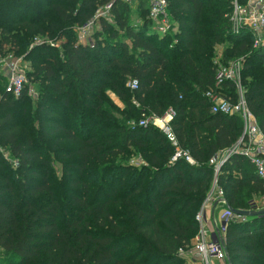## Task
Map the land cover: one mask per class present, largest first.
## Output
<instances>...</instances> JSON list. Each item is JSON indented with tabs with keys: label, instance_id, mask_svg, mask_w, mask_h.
<instances>
[{
	"label": "trees",
	"instance_id": "obj_1",
	"mask_svg": "<svg viewBox=\"0 0 264 264\" xmlns=\"http://www.w3.org/2000/svg\"><path fill=\"white\" fill-rule=\"evenodd\" d=\"M111 1L0 0V55L29 59L27 76L41 87L35 100L27 90L16 97L0 73V144L15 163L0 150V264H192L181 251L215 182L235 209H254L245 190L264 195L250 157L234 153L218 172L211 163L244 130L239 115L211 111L206 93L222 66L242 62L246 107L264 135V46L235 29L236 0H167L176 31L165 35L148 0L115 1L113 21L81 43L78 27ZM219 91L240 99L232 80ZM170 109L194 164L172 161L165 133L139 125ZM225 235L230 264H264V216H236Z\"/></svg>",
	"mask_w": 264,
	"mask_h": 264
},
{
	"label": "built area",
	"instance_id": "obj_2",
	"mask_svg": "<svg viewBox=\"0 0 264 264\" xmlns=\"http://www.w3.org/2000/svg\"><path fill=\"white\" fill-rule=\"evenodd\" d=\"M115 1H130V0H112L98 7L94 18L87 24L78 27V40L84 44H93L92 34L96 30H101V20L108 22L113 21L112 9ZM149 2V17L154 22L155 31L159 35H165L170 31H175L174 21L172 20L167 0H148ZM234 27L239 30L246 26L254 33V47L259 48L264 46V0H246L245 4H238L235 1V11L233 15ZM54 47L60 48V42H50ZM25 58L16 56L12 53L0 55V73L7 79V91L14 96H20L23 91L27 90L28 94L34 98L39 97V92L33 85L30 84L29 78L25 70ZM241 61H233L228 65L222 66L216 76L217 90H211L206 93V96L211 102V111L213 113H222L226 115H239L244 121L243 135L238 143L231 149L222 152L218 157L211 160V163L216 164V172L219 171L221 165L234 153H241L250 157L252 164L255 166L257 174L264 179V135L262 134L256 119L251 115L246 107L244 92L241 87ZM232 80L239 86L240 99L237 103H231L230 99L225 98L219 91L225 81ZM137 80L128 82L131 89L137 87ZM174 116V110H168L167 114L161 118H142L139 125H147L149 123L159 127L167 136L169 141L176 146V151L172 156V161H177L181 158L191 164L195 161L186 152L177 146L178 142L175 134L170 126V120ZM1 149V146H0ZM134 163H141L140 159H134ZM223 203L225 209L223 214L212 219L214 228L217 229L218 236L214 239L208 237L206 230L207 216L206 211L210 203ZM264 208V204L260 207ZM236 217L228 210L225 200H223V191L216 186V182L208 195L205 203L197 215V220L200 224L199 233L192 241L191 247L186 251H181L183 255L188 257L192 264H230L225 250V233L226 227L230 220ZM239 217V216H237Z\"/></svg>",
	"mask_w": 264,
	"mask_h": 264
},
{
	"label": "rangeland",
	"instance_id": "obj_3",
	"mask_svg": "<svg viewBox=\"0 0 264 264\" xmlns=\"http://www.w3.org/2000/svg\"><path fill=\"white\" fill-rule=\"evenodd\" d=\"M135 0H130V4L132 5V4H134L133 2H134ZM237 2H238V4H245V2H246V0H236ZM131 16H132V19L131 20H133V22H135V23H140V20H138V17H137V14L136 13H132L131 14ZM175 31H176V29H175ZM174 31V32H175ZM99 32V30H95L94 32H93V34H92V37L94 38V35H95V33H98ZM44 42H49V41H45L44 39H42V38H36L35 39V41H33V45H37V44H39V45H41V44H43ZM37 43V44H36ZM223 46H221L220 48H218V51L220 52V51H222L223 50ZM25 70H26V72H29L31 69H32V67H31V61L28 59H26V61H25ZM29 82L32 84V82L29 80ZM33 85V87H35V89H37L38 90V92L40 91V88L41 87H39V86H37V85H35V84H32ZM108 95H109V98L117 105V107L118 108H120V109H123L124 108V104L120 101V99L114 94V93H112V92H108ZM33 100H35L36 98H34V97H31ZM231 103H233L234 104V102L231 100ZM146 119H149V117H145ZM0 146H1V144H0ZM1 153L3 154V156L5 157V158H8L9 160H10V162L12 163V164H15L14 163V160L13 159H11V156H10V154H9V152H8V149H6V147H4V146H1ZM216 181V180H215ZM212 190V189H211ZM242 196L246 199H248V201L249 200H252L251 202L253 203L252 204V207L254 208V210H258V209H261L260 207L264 204V195L263 196H261V197H259V196H257V194H253L252 192H250L249 190H245V191H243L242 192ZM0 255H2V251L0 250ZM214 263L216 264V261H214Z\"/></svg>",
	"mask_w": 264,
	"mask_h": 264
},
{
	"label": "crops",
	"instance_id": "obj_4",
	"mask_svg": "<svg viewBox=\"0 0 264 264\" xmlns=\"http://www.w3.org/2000/svg\"><path fill=\"white\" fill-rule=\"evenodd\" d=\"M78 35V34H77ZM2 74V73H1ZM172 120V119H171ZM170 120V121H171ZM157 127V126H156ZM159 128V127H158ZM225 209V205L221 202L218 204L215 203H210L207 207V211H206V216H207V222H206V230L208 232V237L210 239H214L218 236V232L217 229L214 228L213 224H212V219L213 216L214 217H218L221 214H223ZM192 263V262H191ZM216 264H219L216 262Z\"/></svg>",
	"mask_w": 264,
	"mask_h": 264
},
{
	"label": "water",
	"instance_id": "obj_5",
	"mask_svg": "<svg viewBox=\"0 0 264 264\" xmlns=\"http://www.w3.org/2000/svg\"><path fill=\"white\" fill-rule=\"evenodd\" d=\"M227 208L229 211H231L233 214L239 217L248 218V217H255V216H264V208L258 209V210H240L235 209L229 205H227Z\"/></svg>",
	"mask_w": 264,
	"mask_h": 264
}]
</instances>
